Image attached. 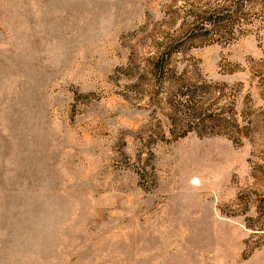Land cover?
I'll return each mask as SVG.
<instances>
[{"label":"rangeland","instance_id":"obj_1","mask_svg":"<svg viewBox=\"0 0 264 264\" xmlns=\"http://www.w3.org/2000/svg\"><path fill=\"white\" fill-rule=\"evenodd\" d=\"M0 264H264V0H0Z\"/></svg>","mask_w":264,"mask_h":264},{"label":"trees","instance_id":"obj_2","mask_svg":"<svg viewBox=\"0 0 264 264\" xmlns=\"http://www.w3.org/2000/svg\"><path fill=\"white\" fill-rule=\"evenodd\" d=\"M217 9L215 11H213L211 13V11H206L203 13L202 16L196 18V24L193 28L189 29V30H206L207 33H209L210 30H208L207 26H212V29L217 28L218 26L221 27V18H219L218 16H216L217 13ZM202 21V22H201ZM176 46H171V49H169L168 51L166 50V52H164L163 54H161L159 57H157L155 59L154 62H152V65L154 67L155 71H158L160 73V75H164L165 76V70L168 69L169 64L167 63V59H165L163 56H165L166 54L170 57L171 54L174 53V51H176ZM167 63V64H164ZM188 102V101H187ZM210 116H212V114H210ZM208 116V118L210 117ZM206 119V118H205ZM205 119H202L203 121Z\"/></svg>","mask_w":264,"mask_h":264}]
</instances>
